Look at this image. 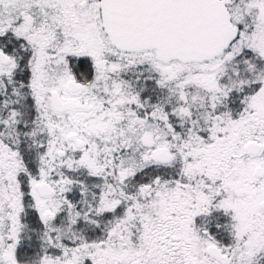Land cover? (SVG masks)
Here are the masks:
<instances>
[{"label": "snow or ice", "instance_id": "1", "mask_svg": "<svg viewBox=\"0 0 264 264\" xmlns=\"http://www.w3.org/2000/svg\"><path fill=\"white\" fill-rule=\"evenodd\" d=\"M0 264H264V0H0Z\"/></svg>", "mask_w": 264, "mask_h": 264}]
</instances>
